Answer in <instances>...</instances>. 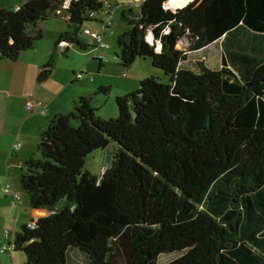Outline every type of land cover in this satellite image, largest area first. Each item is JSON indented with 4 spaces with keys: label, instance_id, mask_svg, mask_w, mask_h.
<instances>
[{
    "label": "trees",
    "instance_id": "16d2710c",
    "mask_svg": "<svg viewBox=\"0 0 264 264\" xmlns=\"http://www.w3.org/2000/svg\"><path fill=\"white\" fill-rule=\"evenodd\" d=\"M65 1L0 7V58L33 48L53 16L68 25L55 48L66 39L88 49L80 35L103 0H68L58 14ZM166 2L123 11L117 57L124 67L150 58L168 80L148 76L117 95L115 118L81 95L41 130V156L26 162L21 187L50 213L14 236L24 264H158L177 252L170 264H264V0H192L175 12ZM221 39L220 67L184 64ZM112 142L102 176L84 171L86 157Z\"/></svg>",
    "mask_w": 264,
    "mask_h": 264
},
{
    "label": "crops",
    "instance_id": "0c3cea01",
    "mask_svg": "<svg viewBox=\"0 0 264 264\" xmlns=\"http://www.w3.org/2000/svg\"><path fill=\"white\" fill-rule=\"evenodd\" d=\"M17 3V6L21 5L19 2ZM98 22L92 23L96 27ZM41 24L45 36L33 48L22 51L17 59L0 58V247L7 241L6 230L12 231L15 236L17 232L21 231V229H17L18 225L22 228L30 221H36L50 213L47 208L31 206L29 197L24 199L21 193V175L26 162L33 155L38 156L41 130L54 115L71 111L79 96L86 95L92 97V104L98 109L99 116L103 118H108L105 115L115 116L114 103H111L112 105L109 107L111 114H108V110L104 111L105 104L108 102L99 97L101 94H96L95 91L100 86H111L112 78L118 77L114 76L112 72H104L105 64H101V60L98 68L88 69L86 64L77 60L79 52H86L78 46L68 49L57 46L55 48L60 34L68 30L66 21L64 23L61 19H48ZM219 42L222 45V39L210 45ZM183 43L187 45V41L182 40L177 47L183 49L185 47H183ZM108 44L109 48L104 51L106 58L107 50L112 47L110 43ZM209 46L189 52L184 64L194 67L199 61H204L205 55L202 54ZM71 52H77V54L71 56ZM222 52L220 53L221 63ZM87 54L93 53L88 51ZM52 55L56 60L54 65L49 67L47 64ZM138 60L139 58L136 62ZM136 62L132 64L133 68L137 64ZM131 68L122 70V78L129 76ZM135 68L142 72L137 73L133 83L117 88L116 96L134 91L136 89L133 88L135 81L140 84V81L149 75L158 76L162 73L154 65V70L149 72L151 74H146L148 67H141L140 63ZM47 71L49 72L46 73ZM90 72L91 75H89ZM165 78H167L166 75H164ZM34 99H42L46 103V114L42 115L37 108H27V102ZM15 142L22 143L17 150L13 148ZM7 185H10L15 193L21 195L18 205L13 204L14 193L7 194L5 192ZM14 251L0 252V254H7L12 261ZM0 264L3 263L0 262Z\"/></svg>",
    "mask_w": 264,
    "mask_h": 264
},
{
    "label": "rangeland",
    "instance_id": "374dc122",
    "mask_svg": "<svg viewBox=\"0 0 264 264\" xmlns=\"http://www.w3.org/2000/svg\"><path fill=\"white\" fill-rule=\"evenodd\" d=\"M26 1H28V0H0V7L17 6L18 5L17 2H19V4H23ZM139 1H143V0H111V2L113 3V8L111 10V17H110V20L107 21L104 25V27L106 28L108 26V22H109V28L106 31L105 39L108 43H110L112 45V47L109 50H107V52H106L107 58L105 57V60H104L105 66L103 67V71L104 72H112V74L114 76L118 77V78H112V83H111L112 89H111L110 94H101L99 96L102 99L106 100V102H108V103H109V101H111L109 104L106 103L105 108H104V111L108 110V112H109L108 114H111V111H109L110 110L109 107L114 103L113 104V106H114L113 112H115V116L109 117L110 115H105L108 118H115L118 116V108H117V104H116L117 88H120L121 86L124 87L127 84L133 83V81H134L133 79L136 78L137 73L142 72L141 70H139V71L135 70L136 65L140 63L141 67H144V66L148 67V71L146 74H151L149 72H151L152 69L154 70L153 62L150 58H148L147 60L144 58H142V59L139 58V60L137 62L135 61L137 64H135L134 68H133L132 65L129 67H124L122 64H120L118 57L116 55L117 52L120 51L119 46H118V37L121 33H123L125 30H127L129 28L128 23L122 17L123 11L124 10L128 11L130 9H133L134 12H138L139 9L137 8V4L139 3ZM49 19H61L62 21H64V23L66 21V19L62 16H53ZM98 20H99V22L96 23L97 24L96 27L94 26V24L92 22L88 23L87 25L90 27H95V28H100L101 26L103 27L102 21H104V19L101 17H98ZM67 27H68V25H67ZM29 30H32V27L29 28ZM80 37H81L82 41L88 42L90 45H95L94 44L95 41L93 38H90L84 34H81ZM184 46H186L185 43H183V47ZM221 46L222 45L220 42L213 44V45H210L209 48L207 50H205L202 54V55H205L203 60L205 62H207V64H209L212 67L221 66V57H220V53L222 51ZM93 48L94 47H89V49H85L86 52H79L80 55L77 58V60L79 62L86 64L87 68L90 70L91 69L94 70V69L98 68V65L100 63V58L98 56H95V55L93 56V54H94ZM105 49H107V48H105ZM105 49L103 48L102 52H104ZM88 51H92L93 54H87ZM83 53H85V54H83ZM75 54H77V52H71L70 55L74 56ZM129 68H131L129 76H125L122 78V76H121L122 70L123 69L129 70ZM160 69L161 68H159L158 71H162V73L159 72L160 75H158V76H161L159 78L163 81H167L168 80L167 78L164 79L165 72L162 69L161 70ZM155 72H156V70H155ZM89 75H91V72L89 73ZM149 76H156V75L151 74ZM158 76H156V77H158ZM139 85L140 84L137 83V81H135L133 88L138 89ZM128 92H132V91H128ZM116 109H117V112H116ZM117 147H118V144L115 142H112L107 148L96 149L95 151L90 153L85 159V164H84L83 170L84 171L88 170L91 173H93L99 177L102 176L106 167L111 165L112 160H113V155H114L115 150H117ZM38 156L39 157L41 156L39 150H38ZM21 193L23 194L24 199H28L29 196L26 192L21 190ZM17 229H21V227H19V225H18ZM181 253L182 252L162 255L159 258L158 264H170V262L172 260H174L176 257H178L179 255H181ZM25 261H26V256H25L24 252L21 250H15L13 252V260L12 261L9 259L7 254H0V262L3 264H24ZM81 262L84 263V259L81 260Z\"/></svg>",
    "mask_w": 264,
    "mask_h": 264
},
{
    "label": "built area",
    "instance_id": "2783aa9c",
    "mask_svg": "<svg viewBox=\"0 0 264 264\" xmlns=\"http://www.w3.org/2000/svg\"><path fill=\"white\" fill-rule=\"evenodd\" d=\"M104 3V9L103 11H101L97 17H101L104 19V21H102V25L100 28H93L88 26L87 24L83 27L82 32L84 35L93 38L95 41V45H93V52L95 56H98L100 59H105V53L102 52L103 48H109V44L105 39L106 36V30L107 28H109V22H108V26L105 28L104 25L107 21L110 20L111 17V10L113 8V3L111 2V0H103ZM139 4V3H138ZM70 6V2H67V6H66V1L63 3V5L61 7H59L56 12L58 14H62L64 12V9L68 8ZM99 21V20H98ZM96 21V22H98ZM153 41V39H152ZM74 46L73 43H71L69 40L66 39H62L59 43V47H64V48H70ZM77 76V75H76ZM78 76H81V74H78ZM28 109H33V108H37L38 111L44 115L47 113V107H46V103L42 100V99H34V100H29L26 104ZM22 143L21 142H15L13 145V148L15 150L19 149L21 147ZM5 192L7 194H13L14 193V198H13V204L14 205H18L19 201L21 199V195L18 193H15L10 185H7L5 187ZM35 222L36 221H30L28 223V225L30 227H34L35 226ZM6 239L7 241L0 247V252L4 253L6 251H13L15 250V244H14V234L12 231L10 230H6Z\"/></svg>",
    "mask_w": 264,
    "mask_h": 264
},
{
    "label": "clouds",
    "instance_id": "9594fccd",
    "mask_svg": "<svg viewBox=\"0 0 264 264\" xmlns=\"http://www.w3.org/2000/svg\"><path fill=\"white\" fill-rule=\"evenodd\" d=\"M67 2H68V0H66V6H67ZM191 2H192V0H167V2L164 5V8H165L166 11L169 8H171L172 11L175 12L176 8H178V7H184V6L188 5ZM152 39H153V37H152L151 33H149V35L146 37V42H148L149 44H151ZM156 50H157V52H159L160 51V48L157 47Z\"/></svg>",
    "mask_w": 264,
    "mask_h": 264
},
{
    "label": "water",
    "instance_id": "95a60500",
    "mask_svg": "<svg viewBox=\"0 0 264 264\" xmlns=\"http://www.w3.org/2000/svg\"><path fill=\"white\" fill-rule=\"evenodd\" d=\"M49 71H47L46 73H48Z\"/></svg>",
    "mask_w": 264,
    "mask_h": 264
},
{
    "label": "bare ground",
    "instance_id": "6f19581e",
    "mask_svg": "<svg viewBox=\"0 0 264 264\" xmlns=\"http://www.w3.org/2000/svg\"><path fill=\"white\" fill-rule=\"evenodd\" d=\"M152 35V34H151Z\"/></svg>",
    "mask_w": 264,
    "mask_h": 264
}]
</instances>
